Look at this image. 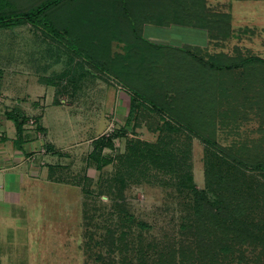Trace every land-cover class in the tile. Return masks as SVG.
Masks as SVG:
<instances>
[{"label":"rangeland","instance_id":"1","mask_svg":"<svg viewBox=\"0 0 264 264\" xmlns=\"http://www.w3.org/2000/svg\"><path fill=\"white\" fill-rule=\"evenodd\" d=\"M39 1L0 0V5L5 4V15L9 16L16 8H28ZM107 1L89 0L88 5L80 0L54 8L52 14L70 25L72 11L84 13L82 16L85 19L87 16L88 22H83L84 26L76 31L83 32L87 46L97 56L109 55L114 60L112 74L84 58L88 61L83 65L88 77L66 80L59 75L63 72L49 70L48 66L58 57L57 66L61 64L64 71L63 63L68 62L69 56L59 46L55 49V42L39 27L20 23L19 18L0 26V67L7 79L2 88L37 100L41 105L48 104L43 120L49 123L56 145L66 150L60 158L64 169L59 176L73 183L57 181L50 185L41 177L30 184V190L21 193L20 202L12 205L13 214L0 218V264H156L161 254L169 259L174 252L179 261L177 248L184 241L194 240L191 187L173 183L168 173L152 166L144 174L137 169L133 175L125 170L121 171L122 176L118 175L122 166L117 157L125 151L127 140L138 137L156 141L160 126L167 119L143 105H138L128 117L130 91L120 80L132 83L136 79L140 89L148 90V85L168 86L178 76L198 77V68L192 74L187 73L186 67H174V64L187 67L198 64L192 53L206 61L220 58L222 53L264 57V0H204L210 11L229 14L227 35L224 27L223 32L211 33L206 27L169 19L170 15L175 16L177 0H127L126 10ZM146 23L163 27L157 29L164 36L162 42L144 36ZM20 52H25L24 58ZM73 57L76 62L82 59ZM15 63L22 66L23 73L7 72ZM172 66L176 70L169 78ZM28 69L35 72L27 73ZM200 74L202 80L185 86L186 97L194 98L185 97L182 105L191 103L190 107L196 109L211 97L209 106L214 107L217 116L214 119L205 116L203 132L242 157L245 165L221 163L223 156L186 131L173 129L169 136L174 140L172 143L181 146L182 153L190 148L188 162L193 186L205 188L209 170L213 167L218 173L221 168L230 175L232 184H239L241 192L247 193L237 200L240 206H250V211L260 217L264 213V171L249 168V162L264 159V110L259 108V98L249 102L250 95L257 92L251 87L247 92L238 91V98H232L229 89L231 95L219 100L218 80L223 79L229 85L230 72L208 67ZM213 74L219 78L212 80ZM235 74L233 78L239 76ZM70 86L75 91L74 100L68 96ZM222 87L229 94V86ZM197 97H200L198 105ZM113 133H117L113 144L104 146L90 158L94 140L104 141L101 136ZM78 141L81 143L76 144ZM106 159L111 161L104 162ZM98 161L103 162L101 167L97 166ZM209 197L215 198L211 191ZM261 248L244 244L228 251V257L241 255L246 264H255L252 260L261 253ZM262 257L260 264H264Z\"/></svg>","mask_w":264,"mask_h":264},{"label":"trees","instance_id":"2","mask_svg":"<svg viewBox=\"0 0 264 264\" xmlns=\"http://www.w3.org/2000/svg\"><path fill=\"white\" fill-rule=\"evenodd\" d=\"M78 1L80 0H40L28 8H16V11L9 13V16L5 15V4H1L0 26L12 23L17 18H19L17 21L29 22L39 27L50 39L60 42L65 48L83 56L92 65L96 64L97 68L112 74L114 60L109 58V55L106 58L97 56L98 54L94 52L93 48L89 45L87 46L85 42L86 37L83 32L76 31L84 26L83 22H88L87 16L86 19L82 16L84 13L77 14L75 11H72L69 18L70 25H68L69 22H66V24L65 20L59 17H53L52 12L54 8L57 9L64 4L73 5V3ZM85 1L88 5L90 4L89 0ZM105 1L108 3L107 0ZM110 2L112 4H120L122 10L128 8L127 0H110ZM175 5H177L175 7L176 11H174L176 12L175 16L170 15L169 17L172 21L175 19L179 23L206 27L211 33L213 31L216 33V30L217 33L223 32L222 28L224 27V34L227 35L230 27L228 13L210 11L205 6L204 0H177ZM77 16L82 17L79 19L76 18ZM102 22L107 23L105 21ZM73 31H75L74 35H71ZM224 34L223 36H225ZM99 54L102 55L101 50H99ZM191 55L198 62V64L194 65L195 67H192V65L191 67H187L185 64H174V67H186L189 69L187 73L195 72L194 69L198 68V77L189 79L178 76L175 80L174 78L170 79L171 81L174 80L173 82L176 81L175 83L178 84L168 82V86L162 85L160 87L148 85V90L140 89L139 81L136 79L132 83L120 80V83L130 91L128 117L138 105H143L148 110L158 112L161 117L167 119L160 126V132L156 141L143 140L138 137L127 140L125 151L117 157L119 165L122 166L118 170V175L122 176L121 171L124 170L128 175H133L132 172L137 169L144 174L146 169L152 166L161 172L168 173L173 183L182 187L192 188L194 240L192 242L190 240L184 241L177 248L181 255L179 261L175 259L174 252L171 253L169 259L164 254H161L156 264H220L221 260L224 261V264H246V259L243 260V256L241 255L228 257V251L240 248L244 244L260 245L264 248V213L259 217L250 211V206H244V208L240 206L237 200L241 199L243 195L246 196L247 193L241 192L242 189L239 184H232L230 175L224 173L221 168L218 173L214 172L213 167L209 170L206 175L207 183L205 188L200 189L193 186L190 163L188 162L190 148L182 153L179 150L181 146L172 143L174 140L169 135L173 129L186 131L199 137L209 148H212L217 154L223 156L224 160L220 161L221 163L231 162L241 166L245 165L242 157L233 153L228 147L221 145L215 138L203 132L201 125L204 122L207 123L205 116L211 115V119L217 116V113L214 114V107L212 105L209 106L211 104V97L206 98V103L203 104V107L199 106L196 109L190 107L191 103L183 106L181 101L187 96V92L184 91L187 89L185 87L187 83L191 84L194 80H202L201 70L206 71L208 67H212L216 71L230 72L229 85H227V81H222L223 79L218 80V84H220L218 92L219 100L222 98L227 99L231 93L233 95L232 98H238L236 94L238 91L247 92L251 87H254L257 93L251 94V97L249 96V102L259 98V102H257L260 104L259 108H263L264 110V57L256 54L236 56L222 53L220 58L206 61L195 53ZM123 58L127 60L126 57ZM174 67L172 66L169 78L172 71L176 70ZM236 69H239V72ZM234 74L239 76L233 78L235 77ZM218 76V74H213L212 80L218 79ZM222 86H229L227 90L229 91L230 89L231 93L229 91V94H226V88ZM186 98L192 100L194 97L188 96ZM199 98L195 99L197 105L199 104ZM208 109L210 110L209 112H207ZM226 112L224 113V117ZM116 134L101 136V139L105 138L104 141L100 140L99 142L97 139L94 140L93 149L89 152V157L93 158V155L104 146H111L113 144V137ZM110 161L109 159L104 160V162ZM102 163L98 161L97 166L101 167ZM249 164V168L264 171V159L249 162ZM209 191L213 193L214 199L209 197ZM262 248L257 258L252 260L255 261V264H260L263 260L264 250ZM173 251L175 250L173 249Z\"/></svg>","mask_w":264,"mask_h":264},{"label":"crops","instance_id":"3","mask_svg":"<svg viewBox=\"0 0 264 264\" xmlns=\"http://www.w3.org/2000/svg\"><path fill=\"white\" fill-rule=\"evenodd\" d=\"M159 28L146 23L144 25L145 32L143 31L144 36L153 41L162 42L164 36L161 32H158L157 29ZM160 30H163V27ZM53 41L55 42L53 47L57 49L59 46L69 58L66 60L68 62L63 63V65L65 64L64 71H62L61 64L57 66L58 57L55 58L52 64H49V70H59V72L64 73L59 74L60 77L65 76L66 80L71 81L75 79L80 81L83 80L84 76L88 77L87 69L83 67L88 61L83 56L65 48L60 42ZM17 49L20 51L19 46H17ZM24 54L25 52H20L23 58ZM72 56H80L82 59L76 62L72 59ZM71 61L72 63L74 61L73 64H76L77 67L72 63L70 64ZM80 62L82 66L78 65ZM0 69L2 70L0 73V218H2L13 214L12 205L18 201L20 202L23 197L21 193L25 192L26 189L30 190V184L33 185L38 182L41 177L50 185L56 184L57 181L65 182V184L73 183L59 176L64 169L60 158L63 155L62 151L66 150L56 145L55 137L49 129V123L46 119L43 120L48 104L41 105L37 100H29L30 97L18 95L16 91L2 88V83L7 79L3 78V68L0 67ZM7 72L14 73V75L21 74L23 73L22 66L15 63L8 68ZM29 72H35V70L28 69L27 73ZM68 90L70 92L68 96L71 100H74L73 94L75 91L72 92L74 89L70 86ZM53 93L55 95V91ZM61 96L59 97L61 98ZM75 143L79 144L81 142Z\"/></svg>","mask_w":264,"mask_h":264}]
</instances>
